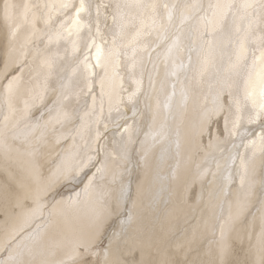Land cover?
<instances>
[{
  "label": "bare ground",
  "instance_id": "1",
  "mask_svg": "<svg viewBox=\"0 0 264 264\" xmlns=\"http://www.w3.org/2000/svg\"><path fill=\"white\" fill-rule=\"evenodd\" d=\"M0 264H264V0H0Z\"/></svg>",
  "mask_w": 264,
  "mask_h": 264
}]
</instances>
